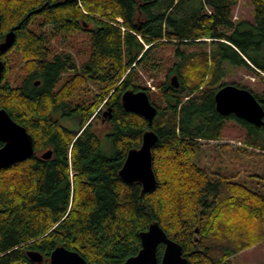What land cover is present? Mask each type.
<instances>
[{
    "label": "trees",
    "instance_id": "obj_1",
    "mask_svg": "<svg viewBox=\"0 0 264 264\" xmlns=\"http://www.w3.org/2000/svg\"><path fill=\"white\" fill-rule=\"evenodd\" d=\"M249 2L253 19L236 22L237 0H0V44L14 33L0 53V110L31 135L36 154L52 151L48 161L34 155L0 168V264H32L26 250L45 256L59 246L87 264H124L138 254L139 234L152 223L181 246L187 264H232L233 256L264 241V191L196 162L200 142L219 141L226 119L243 128L244 145L264 158V124L222 117L214 102L226 85H218L225 66L245 67L261 88L231 85L252 93L264 110V0ZM81 33L89 34V54L80 65L52 52L50 39ZM193 45L203 48L188 53ZM163 47L173 49L172 69L155 91L137 85L141 72L160 70L155 53ZM7 52L24 70L13 82ZM127 90L147 93L157 111L150 127L122 108ZM105 106L110 155L96 128ZM147 130L158 137L156 187L141 194L138 183H124L118 172ZM251 178L264 188V170ZM163 249L157 248V264Z\"/></svg>",
    "mask_w": 264,
    "mask_h": 264
},
{
    "label": "water",
    "instance_id": "obj_2",
    "mask_svg": "<svg viewBox=\"0 0 264 264\" xmlns=\"http://www.w3.org/2000/svg\"><path fill=\"white\" fill-rule=\"evenodd\" d=\"M14 41V33L10 31L5 35L0 44V53L6 52ZM3 71V63L0 60V76ZM37 81L35 85L37 86ZM174 88L178 87L176 77L171 78ZM215 110L222 117L230 115L248 124L260 127L264 124V110L255 97L248 90L235 85L226 84L220 87L215 95ZM122 108L129 113L141 116L152 125L156 116V108L150 103L146 92L127 90L121 95ZM110 115V108L107 112ZM104 113V115H106ZM81 130L75 131L78 136ZM158 141L157 135L152 130H147L142 135L141 145L137 149L127 152L125 161L118 172L119 178L126 184L138 183L141 186V194L149 193L156 187V178L152 169V148ZM0 168L30 159L34 154V144L31 135L26 129L17 124L5 111L0 110ZM51 152L43 154L48 158ZM141 249L137 255L128 258L124 264H157V248L164 246L160 264H187L179 244L169 239L158 223L149 225L148 230L139 234ZM28 256L33 262L42 260L40 254L29 252ZM51 264H87V262L75 251L64 247L56 248L50 255Z\"/></svg>",
    "mask_w": 264,
    "mask_h": 264
},
{
    "label": "rangeland",
    "instance_id": "obj_3",
    "mask_svg": "<svg viewBox=\"0 0 264 264\" xmlns=\"http://www.w3.org/2000/svg\"><path fill=\"white\" fill-rule=\"evenodd\" d=\"M244 19L251 21L253 19V8L249 0H237V5L233 9V21L238 22ZM49 35H52L50 28H44ZM50 46L53 53H68L72 56L76 64L80 65L88 59L89 54V34L81 33L67 38L54 37L50 39ZM188 48L183 46L182 49ZM202 45H193L188 48V53H199ZM160 64V70L154 72V76H149L146 72H141L137 85L148 87L155 91L167 73L172 69L175 59L173 58V49L171 47H163L160 52L155 53ZM6 57L10 62V80L15 81L16 77L24 74V70L19 64V59L13 52L6 53ZM225 66L223 78L218 81L219 84H237L247 88L260 89L259 79L245 67L232 68ZM68 77L64 74L58 83L57 88ZM173 76H171L172 78ZM91 92L94 91L93 86H90ZM223 128L220 130L219 141H201L196 151L197 164L205 168L211 174L224 175L231 177L234 181L247 185L251 189H259L264 191V188L259 183L258 179L251 178L253 175H258L264 170V158L258 152L245 146L243 140L245 139V131L233 119L224 120ZM96 128L98 136L104 137L105 133L109 131L107 121L101 123L100 119H96ZM62 125L70 126L72 123L63 119ZM100 138L102 149L106 155L111 154L108 141ZM240 143V146L238 145ZM232 264H264V241L254 247L244 250L231 258Z\"/></svg>",
    "mask_w": 264,
    "mask_h": 264
},
{
    "label": "flooded vegetation",
    "instance_id": "obj_4",
    "mask_svg": "<svg viewBox=\"0 0 264 264\" xmlns=\"http://www.w3.org/2000/svg\"><path fill=\"white\" fill-rule=\"evenodd\" d=\"M107 110H108V107H107V106H105V107L102 108V111H101V114H100V117H99L101 123L107 121V119L110 118V116H109L107 113H105V112H107ZM104 113H105L106 115H104ZM107 123H108V122H107ZM98 137H99V139H100V138H102L103 136H102V137L98 136ZM103 139H105V135H104ZM100 141H101V140H100ZM48 151L51 152L50 156H49L48 158H43V157H42L43 154H45V153L48 152ZM34 155H35L39 160H41V161H48V160H50L51 157H52V151H51V150H45V151L39 152V153H37V154H36L35 151H34L33 156H34ZM33 156H32V157H33ZM59 247H60V246H59ZM56 248H58V247H55L51 252L47 253L45 256L42 255V254H40V253H38V252H36V251H32V250H26L25 253H26V256H27V258H28L29 260H30V258H29V256H28V253H29V252H36V253L40 254L42 260H41L40 262H33V261H32V264H51V262H50V255H51V253H52ZM64 248H65V247H64ZM67 250H68V249H67ZM30 261H31V260H30Z\"/></svg>",
    "mask_w": 264,
    "mask_h": 264
},
{
    "label": "built area",
    "instance_id": "obj_5",
    "mask_svg": "<svg viewBox=\"0 0 264 264\" xmlns=\"http://www.w3.org/2000/svg\"><path fill=\"white\" fill-rule=\"evenodd\" d=\"M263 75V74H262ZM264 76V75H263ZM238 145L240 146V143H238Z\"/></svg>",
    "mask_w": 264,
    "mask_h": 264
},
{
    "label": "crops",
    "instance_id": "obj_6",
    "mask_svg": "<svg viewBox=\"0 0 264 264\" xmlns=\"http://www.w3.org/2000/svg\"><path fill=\"white\" fill-rule=\"evenodd\" d=\"M228 68V67H227ZM232 68H236V67H232ZM248 70V69H247Z\"/></svg>",
    "mask_w": 264,
    "mask_h": 264
}]
</instances>
